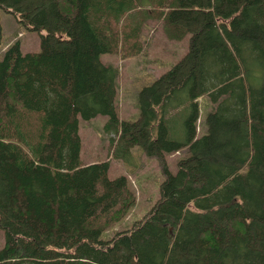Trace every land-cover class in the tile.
<instances>
[{"label": "trees", "instance_id": "16d2710c", "mask_svg": "<svg viewBox=\"0 0 264 264\" xmlns=\"http://www.w3.org/2000/svg\"><path fill=\"white\" fill-rule=\"evenodd\" d=\"M143 1L0 0L40 34V50L16 40L0 58V264H264V0H156L134 20ZM151 17L189 33L188 50L121 119L102 54H138ZM184 107L176 138L169 117ZM99 114L114 155L139 145L164 173L151 209L108 240L137 197L109 160H81L80 118ZM183 149L172 171L165 155Z\"/></svg>", "mask_w": 264, "mask_h": 264}, {"label": "rangeland", "instance_id": "374dc122", "mask_svg": "<svg viewBox=\"0 0 264 264\" xmlns=\"http://www.w3.org/2000/svg\"><path fill=\"white\" fill-rule=\"evenodd\" d=\"M155 1L145 0L138 4L133 11V15H136L134 20L145 15L148 9L153 7ZM0 27V58L3 57L7 47L16 40H20L24 52L40 50L39 32L28 29L12 12L3 8H0ZM141 37L143 48L136 55L123 57L121 53L102 54V60L105 63H111L119 70L115 103L121 119L135 120L138 118L140 114L139 90L167 71L185 55L189 46L190 34H186L181 39L170 38L165 33L163 19L151 17L144 23ZM198 105L197 128L198 135L201 136L208 130L206 117L215 109L216 103L206 93L198 98ZM186 110V107L173 108L172 116L169 117L172 135L176 138L184 128ZM107 118L103 114L90 119L80 118L81 160L83 163L109 160V176L126 175L137 198L136 203L124 218L102 232L101 238L104 240L110 239L120 230L132 227L135 221L143 218L159 198L160 184L164 179L160 160L147 155L139 145L133 146L131 153L124 157L113 154L116 142H111V136H114V133H108L104 128ZM185 153L186 150L183 149L165 155L172 171L177 170V160ZM4 240V231L0 229V247Z\"/></svg>", "mask_w": 264, "mask_h": 264}]
</instances>
